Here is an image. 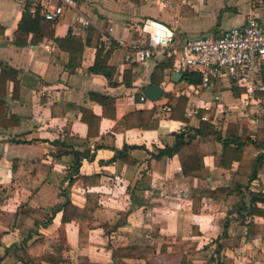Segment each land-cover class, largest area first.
Returning <instances> with one entry per match:
<instances>
[{"label":"crops","instance_id":"crops-1","mask_svg":"<svg viewBox=\"0 0 264 264\" xmlns=\"http://www.w3.org/2000/svg\"><path fill=\"white\" fill-rule=\"evenodd\" d=\"M164 1L170 3L166 9L154 0H76L77 11L66 10L57 21H49L33 8L52 11L57 0H0V264H27L41 256L62 259L60 264H79L80 257L90 264H115L120 260L114 262L112 252L132 246L156 245L160 255L165 243L158 237L187 243L190 251L181 255L168 246L176 264L183 256L193 264H216L212 259L225 232L236 242L222 256L235 264H264V217L239 213L217 193L230 188L239 166L222 168V144H216V155L204 157L202 179L185 178L177 156L154 158L174 145L173 134L187 126L199 128L200 119L224 136L234 124L255 139L264 131V87L249 99L247 90L228 78L208 87L202 81L189 85L183 77L174 82L175 59L168 53L147 64L127 60L133 45L149 41L129 24L142 28L152 21L155 31H173L175 46L181 47L242 27L250 16L264 28V2ZM25 14L43 22L36 38L31 33L19 46L17 32ZM78 16L89 20V26L79 23ZM262 77L264 82V70ZM153 85L164 95L141 102ZM92 94L114 106L104 108ZM179 98L187 100L188 124L171 119L170 106ZM125 147L131 150L123 162L107 164ZM263 155L264 149L256 154ZM79 161V179L70 188L77 176H69ZM94 175L102 176L96 187L80 179ZM243 191L247 207L251 194H264V165ZM88 193L100 197L98 224L81 248L78 225L62 223L60 210L68 201L84 208ZM258 207L264 210V204ZM40 239L44 245L37 253L31 246Z\"/></svg>","mask_w":264,"mask_h":264},{"label":"trees","instance_id":"trees-1","mask_svg":"<svg viewBox=\"0 0 264 264\" xmlns=\"http://www.w3.org/2000/svg\"><path fill=\"white\" fill-rule=\"evenodd\" d=\"M42 19L39 16L33 17L31 14H25L17 32V45L23 46L26 44L24 39L31 33L37 36L40 31ZM34 38V43L36 39ZM42 39V37L40 38ZM58 41V40H57ZM58 44L63 48V41H58ZM99 62L96 61V68ZM170 66H162L160 70L169 68ZM92 69L93 72H97V69ZM184 82L189 85H199L202 81L201 73L194 71L184 72L182 75ZM263 81V77H262ZM264 84V82H263ZM91 98L100 102L104 108L109 105H113V101L100 95L92 94ZM174 103L170 106L171 119L175 121H181L187 123L184 118V113L187 107V100L179 98L173 100ZM130 117L125 119L128 122ZM201 118V117H200ZM94 121L99 124L100 119L94 118ZM146 122L145 124H147ZM89 128L92 126V122H88ZM144 125V124H141ZM129 128V126H127ZM175 142L173 146H166L164 149L158 151L157 155H154L155 159H162L164 157L173 158L178 157L181 163L182 172L185 178L202 179L205 176L204 157L209 152L214 155L217 154L216 144L220 143L223 147L222 163L221 166L224 169H232L233 163H238V170L234 175V179L230 188L222 189L217 193L225 195L226 202L238 209L239 213L248 211V215L251 217L261 216L264 217V210L258 207V204H264V194H251L250 206L247 207L245 203V194L243 189L247 188L253 181L258 178V173L263 169L264 155L257 157L256 154L264 149V131H259L256 138L252 139L249 135L247 128L241 129L237 125H229L225 136L222 132L218 131L211 122H206L200 119L199 128L187 126L184 131L173 134ZM58 144L59 142H55ZM131 150L129 147H125L123 151H117L115 157L107 164L115 163L117 161H124L127 151ZM75 157H79L80 153L71 151ZM104 164V162H103ZM81 161L74 164L72 175L69 178L77 176L70 182V188L78 181L79 170ZM102 176L94 175L92 177L80 178L86 186L96 187L100 184ZM99 195L88 193L86 195V204L84 208H78L74 206L70 201L65 203L61 212L62 223H76L78 225V241L79 246L84 247L89 239V233L92 229V225H97L95 215L99 207ZM59 211L56 209L55 213ZM52 216V217H53ZM50 217L49 221L52 220ZM104 228H106L104 226ZM224 242L219 246L217 257L212 259L216 264H235L232 258L222 256V250L224 248L231 247L236 240L231 239L225 232L222 236ZM222 238V239H223ZM157 241H163L165 243L162 247V252H165L169 245L172 247V251L175 254L181 255L189 252L187 243L182 242L180 239H168L157 238ZM44 245L43 239L35 241L31 248L37 253H42L39 250ZM38 255V254H37ZM157 255V246H132L123 249H117L112 252L113 261L120 260L125 264H129L126 261L133 263L154 264L153 258ZM40 261H49L51 264H60L62 259L40 257L38 260L28 259L27 264H40ZM79 264H90L88 258L80 257ZM116 263V262H115ZM180 264H193L186 256H183Z\"/></svg>","mask_w":264,"mask_h":264},{"label":"built area","instance_id":"built-area-1","mask_svg":"<svg viewBox=\"0 0 264 264\" xmlns=\"http://www.w3.org/2000/svg\"><path fill=\"white\" fill-rule=\"evenodd\" d=\"M57 1L58 5L52 11L46 7L40 10L35 7L33 13H39L46 20L57 21L66 10H78L76 0ZM154 1L165 9L170 4L164 0ZM263 2L258 0L259 5H263ZM77 21L86 27L90 24L83 16H78ZM128 28L141 30L149 36L147 45H133L127 53L128 61L147 64L159 53H168L175 59L176 73L183 75L184 72L197 70L201 73L204 87L210 86L213 81L228 78L233 84L245 88L249 99L264 87V28L253 16L248 17L242 27L232 28L219 36H202L181 47L175 46L173 31H155L152 21H145L142 28L133 24H129ZM140 100L147 102L145 96H141Z\"/></svg>","mask_w":264,"mask_h":264},{"label":"water","instance_id":"water-1","mask_svg":"<svg viewBox=\"0 0 264 264\" xmlns=\"http://www.w3.org/2000/svg\"><path fill=\"white\" fill-rule=\"evenodd\" d=\"M182 78V76L178 73H175L173 76V80L174 82H178L180 81ZM164 95L163 90L157 86V85H153L148 87L145 92H144V96L149 99L150 101H158L162 96ZM90 152H87V154Z\"/></svg>","mask_w":264,"mask_h":264},{"label":"rangeland","instance_id":"rangeland-1","mask_svg":"<svg viewBox=\"0 0 264 264\" xmlns=\"http://www.w3.org/2000/svg\"><path fill=\"white\" fill-rule=\"evenodd\" d=\"M206 93H209V92H206ZM211 95H213V94L210 93V96L206 97V99L210 98ZM203 98H204V96H203ZM152 262H154V264H176L177 259H176V256L167 253V250H166L165 252H161L160 255H156L153 258ZM115 264H125V263H123L122 261H118ZM133 264H139V263H133ZM140 264H143V263H140Z\"/></svg>","mask_w":264,"mask_h":264}]
</instances>
